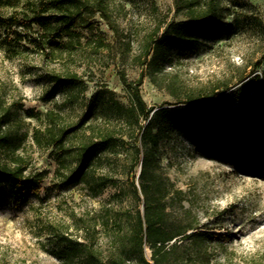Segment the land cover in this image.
<instances>
[{
  "label": "trees",
  "instance_id": "obj_1",
  "mask_svg": "<svg viewBox=\"0 0 264 264\" xmlns=\"http://www.w3.org/2000/svg\"><path fill=\"white\" fill-rule=\"evenodd\" d=\"M175 6L183 19L158 25L136 51L124 41L110 0H0V7L10 10L0 16V48L12 56L29 45L47 57L67 53L77 63L90 48L105 61L91 62L100 69L118 58L125 66L118 73L125 101L93 78L91 64L83 72L47 73L51 87L43 101L62 98L45 111L0 98V184H7L18 200L39 198L46 179L33 148L56 162L59 188L81 186L92 198L116 190L97 213L71 211L72 224H45L48 251L62 264H233L231 256L217 259L218 236L204 231L185 209L183 191L163 170L162 144L178 134L191 137L207 159L264 179V74L260 84L259 76L246 79L243 73L236 84L220 80L191 87L178 73L166 71L175 51L240 24L239 12L226 0H175ZM99 18L113 40L101 30ZM127 66L142 69L137 80L129 79ZM145 77L173 100L149 106L141 93ZM27 119L36 125L14 135L13 122L27 125ZM126 200L130 206L123 205Z\"/></svg>",
  "mask_w": 264,
  "mask_h": 264
},
{
  "label": "rangeland",
  "instance_id": "obj_2",
  "mask_svg": "<svg viewBox=\"0 0 264 264\" xmlns=\"http://www.w3.org/2000/svg\"><path fill=\"white\" fill-rule=\"evenodd\" d=\"M249 5H237V2ZM120 28L137 51L147 35L158 25H164L176 16L175 0H110ZM231 10L239 12L240 24L236 30H223L211 39L201 40L192 48L175 51L173 63L166 71L178 73L188 86L197 87L210 82L227 80L236 84L243 73L246 79L255 75L262 83L264 74V0H226ZM10 10L0 7V16ZM101 30L109 40L114 34L103 20L98 19ZM259 25H258V24ZM115 42V52H119ZM87 50L72 63L69 56L47 57L28 45V50L18 56L0 48V98L7 103L23 102L26 109L45 111L55 100L43 101L51 87L46 75L52 70L71 68L83 72L91 64L97 81L101 80L115 90L125 101L119 70V58L108 68L91 62H105L101 56ZM98 60V61H96ZM106 60H112L110 56ZM112 62V61H111ZM129 79L137 80L142 69L127 66ZM92 78V75H87ZM91 94L94 83L90 84ZM143 98L149 106H160L173 98L145 77L141 87ZM13 122V134L20 136L36 121L27 119V125ZM30 144V138L24 140ZM31 151L32 148H29ZM36 167L46 172L40 197L27 196L18 200L7 184H0V264H62L49 253L51 246L45 224L64 220L70 224L71 211L79 216L97 213L115 193L106 189L92 198L81 186L59 188L55 179L56 162L49 153L32 151ZM163 170L177 189L183 191L185 209L197 216L200 226L218 236L215 241L217 259L225 262L231 256L233 264H264V179L236 173L232 167L204 157L202 149L191 137L176 135L162 144ZM140 169H138L139 173ZM124 206H130L126 200ZM118 207V204H116ZM150 255V251L147 250Z\"/></svg>",
  "mask_w": 264,
  "mask_h": 264
}]
</instances>
